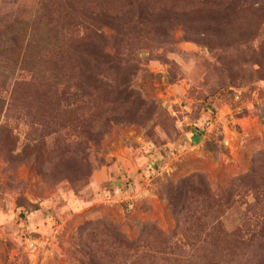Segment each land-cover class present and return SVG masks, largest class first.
Masks as SVG:
<instances>
[{"label":"rangeland","instance_id":"obj_1","mask_svg":"<svg viewBox=\"0 0 264 264\" xmlns=\"http://www.w3.org/2000/svg\"><path fill=\"white\" fill-rule=\"evenodd\" d=\"M206 1L0 0V264H264V0Z\"/></svg>","mask_w":264,"mask_h":264},{"label":"trees","instance_id":"obj_2","mask_svg":"<svg viewBox=\"0 0 264 264\" xmlns=\"http://www.w3.org/2000/svg\"><path fill=\"white\" fill-rule=\"evenodd\" d=\"M141 2L142 0H137V2ZM206 5L208 4L209 7H212V0H207L206 1ZM218 4L219 1H216L215 4ZM72 9V8H70ZM138 9V14L137 16L132 15V13L130 11H117V13H114L112 11H110L109 9H98V10H93V9H89V8H78V9H73L72 10V14L80 17V18H84V19H95L98 18L99 21L103 22L102 26H105L104 24L111 25V23L116 22L117 21V27H121L123 26L121 29H125L126 26H131L132 28H138L140 21L142 20V16H146L148 9L142 4H140L139 7H137ZM130 19V21H129ZM128 20V21H127ZM78 27H80L81 30V34H78L77 36H75L74 39H71L68 45V49L67 52L69 53H73L74 55H83V56H96V58L98 60H102L103 63H106V65L109 63H113V59L112 62L110 61L108 54H103V52H98L95 43L93 44V37L91 34L94 35V38H96V36H98L96 33H94L93 31H91V28L89 26H85L82 24H77ZM118 31V30H117ZM117 35H119L120 37V33L117 32ZM118 37L117 42L120 44L122 39H120ZM120 39V40H119ZM97 42V41H95ZM118 47V46H117ZM108 60V61H107ZM116 62V59L114 60ZM46 83L41 82L40 85L38 86V93L40 94L39 96H41V98H43L46 94L50 93L48 91H45V87L46 89L48 88L49 84L48 81L45 80ZM94 83H96L98 85V88L103 89L102 87V83L100 80L95 79ZM24 88H28L33 90L31 85H23ZM83 124L86 126V129L89 131L92 128V125L88 122V119L83 120ZM251 177V176H250ZM250 177H246L245 178H241L238 179V182H246ZM201 185V182H199ZM203 193H205V190H202ZM189 193H194V188L189 189L188 191ZM207 200L213 202V199H211L210 196H208ZM211 237V235H208V238ZM216 237L221 239L222 241H227V239L225 237H227V233H220V231L216 232ZM262 237V236H260ZM117 242L119 245H121L122 247H128L130 246V244H128L124 239H121V237H117ZM133 247V246H132ZM261 248L264 249V244L260 245ZM215 264V263H212Z\"/></svg>","mask_w":264,"mask_h":264},{"label":"crops","instance_id":"obj_3","mask_svg":"<svg viewBox=\"0 0 264 264\" xmlns=\"http://www.w3.org/2000/svg\"><path fill=\"white\" fill-rule=\"evenodd\" d=\"M158 203H159L158 201H153V202H152L153 206H155V207L158 206Z\"/></svg>","mask_w":264,"mask_h":264}]
</instances>
